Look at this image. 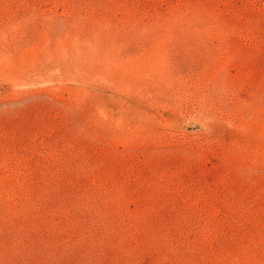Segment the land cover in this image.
<instances>
[{"label":"rangeland","instance_id":"rangeland-1","mask_svg":"<svg viewBox=\"0 0 264 264\" xmlns=\"http://www.w3.org/2000/svg\"><path fill=\"white\" fill-rule=\"evenodd\" d=\"M0 264H264V0H0Z\"/></svg>","mask_w":264,"mask_h":264}]
</instances>
